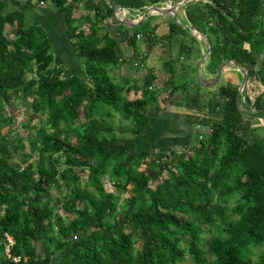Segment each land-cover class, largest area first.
Instances as JSON below:
<instances>
[{
  "label": "trees",
  "instance_id": "16d2710c",
  "mask_svg": "<svg viewBox=\"0 0 264 264\" xmlns=\"http://www.w3.org/2000/svg\"><path fill=\"white\" fill-rule=\"evenodd\" d=\"M112 1L144 14L184 0ZM41 3L64 16L82 76H65L49 32L30 21ZM80 7L85 14L76 17ZM182 10L196 31L171 21L163 37L157 26L145 33L120 26L112 35L107 0H0V264H181L187 256L190 264H264V0H193ZM203 36L211 42L209 76L231 60L247 69L244 103L237 101L240 72L206 89L188 63L180 67L186 81L177 80L187 52L189 61L194 51L198 58L207 52L178 38ZM140 40L168 41L170 50L180 44L165 63V84L153 68L141 88L109 74L123 64L145 68ZM123 43L131 60H123ZM161 97L171 103L166 110L154 103ZM13 102L32 108L25 130L36 131L26 139L12 135ZM172 105L193 111L184 118L195 134L139 148L151 119ZM113 115L133 127L107 123ZM203 126L205 134L197 131ZM125 134L133 137L118 136ZM105 179L128 196L121 201Z\"/></svg>",
  "mask_w": 264,
  "mask_h": 264
},
{
  "label": "rangeland",
  "instance_id": "374dc122",
  "mask_svg": "<svg viewBox=\"0 0 264 264\" xmlns=\"http://www.w3.org/2000/svg\"><path fill=\"white\" fill-rule=\"evenodd\" d=\"M54 8V6H52V4L50 3V7H48V5H43L40 6V8H37L35 11V13H32L31 11L28 13V16L30 18L31 22H37V21H41L42 23H45V21L43 22V19L45 18V14L42 12L43 10L46 11H50ZM39 9H43L42 11H40ZM39 10V11H38ZM82 12V11H81ZM80 11H78L75 16H83L85 14V12H82V15L80 16ZM136 12V11H135ZM134 11H131V13L133 14V16H135L136 21H139L141 18V16L143 14L141 13H136L135 14ZM154 16V15H153ZM150 16V17H153ZM180 23L179 25L182 26L183 28H188L187 25L185 24V17L184 15H182L181 13L177 16ZM156 18V17H155ZM171 21H174L175 23L176 20L173 18H170ZM46 24V23H45ZM178 24V23H177ZM115 28H117L114 25ZM129 31L131 33L133 32H141V33H145L147 31H152V28L150 26V23L147 22L146 25L144 26H139L136 28H128ZM9 31V29H8ZM7 31V32H8ZM119 30H113L112 29V35H114L115 33H118ZM192 33V32H191ZM193 34V33H192ZM190 36V35H188ZM181 41H184V44H186L188 47L190 48H194L196 49L198 46L201 48L207 49L208 51V43L206 41H203L200 37H196V39L198 40V43L193 42V40H191V38H187V40L183 39V38H178ZM121 42V41H120ZM168 41H163L160 42L159 44H152L149 43L145 40H140L138 41V49L139 52L141 53V55L143 56L144 54L148 55V60L145 62V68H139V69H132L129 68L128 64H123L122 66L119 67H113L109 70V74L111 75V77L113 78V80L115 82L118 83H123V81L125 79L129 80L131 86L135 85L138 86L139 88H141L143 86V77L144 74H146V69H155L157 74L159 75V79L165 84V82H167L168 78H169V73L165 67V63L166 61L170 60L172 57L177 58V56L179 55V48H180V44L179 43H174V48L172 50L169 49ZM55 47L57 48L56 51H54L57 54V60H61L62 62H66L64 63V65L66 66L67 70L65 73V76L70 75V74H76V75H81L82 76V69H81V65L79 63V61L77 60V58L75 57L74 52L70 51L69 49H67V53L70 52L72 55V60H68L67 56H66V52L61 51V48H63L64 44L63 41L61 39H59V41L55 42ZM120 48L123 54V60H131L132 59V55H133V51L131 48H129L125 43L120 44ZM207 53V52H203L202 56L200 58H198V52L194 51L193 55H192V59L189 61L186 59V56L188 54V52L184 55V58L181 59L182 62H180L181 64H177V70L181 71L180 74H178L179 76H181V78L178 76L177 80L178 81H182L185 82V75L182 74V70H180L181 65L183 64H188L191 63L193 65H195V67H197V65L199 64L200 60L202 59L203 55ZM60 57H59V56ZM69 55V54H68ZM66 60V61H64ZM68 60V61H67ZM186 62V63H184ZM207 63V60H205L203 62V65H201L200 67V71L203 68V71L200 72V77L202 78H207L208 80L210 79H214L216 78L215 76H209L206 73L205 70V65ZM237 68L234 66L231 67H227L224 70V74L221 76L220 81L217 82L216 84H214V86L210 87L209 89L213 88L215 89V87L217 86H223L226 85V83H228L227 81L231 80L233 81V78L239 77L238 73H237ZM237 73V74H236ZM196 74V73H195ZM192 81L194 82V84H192V89L194 88V90L196 89V85H195V76L192 74ZM229 79V80H228ZM198 81V78H197ZM248 85V83L246 84V86ZM203 86V85H202ZM205 88V86H203ZM207 89V88H206ZM203 89V90H206ZM254 93V95H256L257 93H259L261 90L259 87L254 86L253 89H251ZM140 95V94H139ZM165 97L167 96V94L164 95ZM164 97V98H165ZM163 97H161L160 99L157 100V105L162 108L163 110H166L165 108L167 107V105L171 104L170 102L164 103ZM178 98V97H177ZM245 100V99H244ZM244 100H242L241 102L244 103ZM153 103V104H154ZM13 107L14 110L10 109L11 113L14 114L15 116V124L12 125V129L14 130V132L12 133L13 137L16 136H21L23 138H27L30 135H33L35 133L36 130H32V131H27L25 130V125L29 123L30 118L33 116V111L31 107H26L24 104L20 103V102H13ZM170 109H168L169 111H162L160 115H155L152 119V125L149 129V133L145 136L144 139H142L139 142V148H147L149 146L155 147V146H164L166 148L167 144L163 143L165 140H171V139H175V138H179V137H183L181 136L182 134H184L185 130L184 128H190V134L192 136L193 133V129L194 127H192L189 123V121L184 118V116L188 113L190 115L193 116V111H189L187 108L185 107H181V106H175L172 105L169 107ZM196 115L198 113H195ZM122 122V124L128 128H132L133 124L131 121L128 120H123V117L120 115H113V117L111 119H107V123L109 124H113L114 126H118L120 123ZM35 124H38V121H35ZM260 126L264 129V119H262ZM44 124H41L39 126V128H43ZM8 128H11L10 126ZM8 128H4L3 130L7 132ZM153 128V129H152ZM152 129V131H151ZM192 129V130H191ZM195 130V129H194ZM208 130V127H197V131L201 132L203 134L206 133V131ZM151 131V132H150ZM30 132V133H29ZM260 135H263L262 133H264L262 130H260V132H258ZM195 134V133H194ZM120 139H125V138H132L133 136L131 134H125V135H118ZM186 137H190L187 136ZM191 138V137H190ZM163 143V144H161ZM26 146H28V142L27 140L25 141ZM144 167V166H143ZM85 174V178H86ZM85 178L82 180V185H84L86 183ZM105 185L108 189V191L110 192H117L120 196H121V201L123 198L127 197L128 194H123L121 191H117L108 181V179H105ZM233 205V204H232ZM68 223V220L65 219V224ZM212 235V232L209 230V228L206 229V234H204V243H203V248L207 251V239ZM263 251V248H259L256 249L254 251V256L253 259L254 260H258V255ZM0 253H1V248H0ZM181 264H190V260L189 257H186V260L181 263Z\"/></svg>",
  "mask_w": 264,
  "mask_h": 264
},
{
  "label": "crops",
  "instance_id": "0c3cea01",
  "mask_svg": "<svg viewBox=\"0 0 264 264\" xmlns=\"http://www.w3.org/2000/svg\"><path fill=\"white\" fill-rule=\"evenodd\" d=\"M167 4H169V5H173L174 3H172V2H169V1H166L165 3H163L162 5H160V6H165V5H167ZM40 11H42L43 9H39ZM38 10V11H39ZM117 10H118V15H117V18L119 19L120 18V20L122 19V20H125V19H129V20H134V21H136V18H135V16H133V14L131 13V11H129V10H123V9H120V8H117ZM33 11H35V10H33ZM33 11H31L32 13H35V12H33ZM45 10H43L42 12L45 14V18L43 19V22L45 21V23H42L40 20L39 21H37L36 23L37 24H40V25H43L46 29H47V31L49 32V34H50V36L52 37V39H53V41H54V43L55 42H57V41H59V39H61L62 41H63V44H64V46H63V48H61V51H64V52H66V56H67V59L68 60H72V55H71V53L70 52H68L67 53V49H69L70 51H72V52H74V50H73V48H72V46L70 45V43H69V41L67 40V36H66V26H65V22H64V16L63 15H61L58 11H57V9L54 7L52 10H51V12L50 11H46V12H44ZM79 11L81 12H84V8L83 7H80V9H79ZM82 12L80 13V16L82 15ZM135 12V11H134ZM136 13H139V12H135V14ZM182 14V15H184V17H185V12H184V10H182V7L181 8H179L178 10H177V12H176V14H177V16L179 15V14ZM91 16H93V15H91ZM76 17H79V16H76ZM82 17V16H81ZM142 17V16H141ZM140 17V18H141ZM156 17V18H155ZM170 18H172V17H170V16H160V15H154L152 18H151V20H150V26H151V28L153 29V27L154 26H157V30H156V34L159 36V37H163V36H166L167 34H168V31H169V24H170V22H171V19ZM141 20V19H140ZM116 23V22H115ZM117 28H115L114 26H113V28L115 29V30H119V31H121L120 30V25H118L117 23L116 24H114ZM56 44V43H55ZM55 49H54V51H56L57 50V48L56 47H54ZM133 51V50H132ZM69 54V55H68ZM74 55V54H73ZM59 56V55H58ZM60 57V56H59ZM67 60V61H68ZM64 61H66V60H64ZM64 63H66V62H64ZM203 65V64H202ZM204 66V65H203ZM201 71H203V68H202V70ZM223 74H224V72H223ZM206 78V77H205ZM193 129V133H192V135L195 133V130H194V128H192ZM191 129V130H192ZM184 130H185V132H184V134H182L181 136H190V137H192L191 136V134H190V128H189V130H188V128L186 129V128H184Z\"/></svg>",
  "mask_w": 264,
  "mask_h": 264
},
{
  "label": "water",
  "instance_id": "95a60500",
  "mask_svg": "<svg viewBox=\"0 0 264 264\" xmlns=\"http://www.w3.org/2000/svg\"><path fill=\"white\" fill-rule=\"evenodd\" d=\"M107 1L112 8V11H113L112 19L114 22H116L118 25L126 27V28H136V27L141 26L143 24V22L148 19V17L153 16V15L170 16L173 19H175L176 22L179 24L180 21L177 17V14H176L177 10L179 8L183 7L185 4H187L193 0H184L178 4H173V5L167 4L165 6L149 7L146 9V11L144 12V14L141 17V20H139V21H134V20H129V19H125V20L118 19L117 18L118 10H117L116 5L114 4V2L112 0H107ZM188 28L193 30V31H196L195 28H192V27H188ZM203 39L208 43V51H207V53H205L203 55L202 59L200 60L199 64L196 67V75L198 77L199 82L203 86H205L206 88H210V87L214 86V84H216L217 82L220 81V78L223 75V72L227 67H231V66L236 67L237 71L240 72L242 77H243V81H242V84L240 86L239 95H238V99H237L238 103H240V101L244 100L243 92L245 90V87L247 84V79H248L247 69L245 67H243L242 65H240L237 61L231 60V61L224 62L220 66L218 73L216 75V78L208 80L207 78L200 77V72H201L200 67L203 64V62L208 59L209 54L211 52V42L205 36H203ZM253 111L255 112L256 110H253Z\"/></svg>",
  "mask_w": 264,
  "mask_h": 264
},
{
  "label": "built area",
  "instance_id": "2783aa9c",
  "mask_svg": "<svg viewBox=\"0 0 264 264\" xmlns=\"http://www.w3.org/2000/svg\"><path fill=\"white\" fill-rule=\"evenodd\" d=\"M16 1H18V0H16ZM42 4V6L44 5V3H41Z\"/></svg>",
  "mask_w": 264,
  "mask_h": 264
},
{
  "label": "bare ground",
  "instance_id": "6f19581e",
  "mask_svg": "<svg viewBox=\"0 0 264 264\" xmlns=\"http://www.w3.org/2000/svg\"><path fill=\"white\" fill-rule=\"evenodd\" d=\"M120 19V18H119ZM122 20V19H121Z\"/></svg>",
  "mask_w": 264,
  "mask_h": 264
}]
</instances>
